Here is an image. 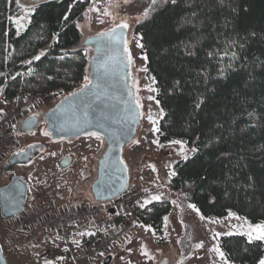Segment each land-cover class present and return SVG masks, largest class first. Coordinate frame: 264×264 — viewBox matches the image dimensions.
Here are the masks:
<instances>
[{
  "label": "trees",
  "instance_id": "16d2710c",
  "mask_svg": "<svg viewBox=\"0 0 264 264\" xmlns=\"http://www.w3.org/2000/svg\"><path fill=\"white\" fill-rule=\"evenodd\" d=\"M69 2L42 4L17 35L8 19L15 14V0H0L4 99L54 89L71 92L83 82L89 58L75 23L89 0L74 4L70 21L75 23L65 24L61 16ZM57 32L59 37L53 39ZM134 32L142 37L145 69L155 78V99L164 111L158 123L159 144L183 140L199 148L189 160L175 163L177 174L170 187L205 217L220 218L231 211L251 222L264 221V0H177L158 7L134 26ZM231 40L236 41L230 49L238 56L235 70L227 68V57L218 63L219 56L207 55L229 50ZM41 51L46 54L32 60ZM28 60L32 62L22 63ZM221 66L223 79L218 77ZM29 69L34 75H28ZM204 72L207 80L198 75ZM200 98L205 102L196 109ZM169 208L166 199L152 201L136 216L161 232ZM219 247L232 264H257L264 256V242L249 244L240 234L220 237Z\"/></svg>",
  "mask_w": 264,
  "mask_h": 264
},
{
  "label": "rangeland",
  "instance_id": "374dc122",
  "mask_svg": "<svg viewBox=\"0 0 264 264\" xmlns=\"http://www.w3.org/2000/svg\"><path fill=\"white\" fill-rule=\"evenodd\" d=\"M24 2L26 3L27 0ZM90 2L91 0H89ZM150 2L151 0H127V2L125 0H99L96 6L101 10V13L105 9L110 13L108 16L100 15L103 23L97 22V13L95 12L87 13V17L83 15L89 4L76 21L83 25L82 30L79 29L82 34L81 43L86 37L108 31L121 22H126L129 25L127 46L131 54L132 84L136 102H139L141 107L134 135L122 151L123 161L128 167L127 192L140 194L144 196V200L149 194L160 195L161 199L170 202V208L164 216L167 217V221L164 220L162 231L156 232L152 227L155 235L140 227V225H149L143 224L137 219L136 215L142 208L139 206V208L132 209L130 215L124 219L128 233L107 254L110 257L108 264H161L162 262L165 264H214V262L221 264L219 257L209 249L213 245L219 246V238L225 235L213 239L212 232L239 234L242 231L239 226L243 224V220L229 217L228 214L220 218L206 217L205 220H201L200 215L202 214L189 208L188 205L191 203L185 196L178 194L170 187L172 178L170 172L174 170L175 163L184 160L178 155L181 145H170L169 142L172 140L165 144H159V146L157 143H153L154 140H158V135L157 132H153V126L147 116L151 112L153 118L159 123L162 118L158 114L161 107L157 104L155 92L148 91V87H153L154 83L152 77L144 70L146 59L143 57L145 55L142 48L137 47L135 43L137 39H140V35L134 32L137 18L141 16ZM13 9L15 11L13 17L24 15L15 3ZM24 29H21L20 33ZM86 49L88 58H90L91 50L90 48ZM84 83L85 80L80 86ZM67 93L59 91L57 96L50 100L48 106L54 105L59 97H63ZM149 96H153L154 99L149 100ZM25 97L6 100L0 91V109L17 107L22 104ZM45 106L37 111L28 109L23 112V116L29 113L43 112L48 109ZM114 107L119 123L122 124L129 120V115L121 103H115ZM44 132L47 131L43 121L31 133H22L19 129L14 130L12 135L16 144L14 148H10L3 154L0 161V185L8 181V175L2 172L1 163L11 151L29 143L45 142L44 147L39 149L37 157L32 162L16 169L18 174L25 176L29 181L28 199H33L36 194L42 193L47 202L61 210L68 209L70 204L78 202L83 205L93 204L90 186L96 178L98 159L106 147L102 137L101 140H97L88 134L75 139L51 140L50 135L45 136ZM192 147L194 146L188 143L184 145L186 151ZM67 155L71 157L72 163L68 168L61 169L57 166V161ZM189 155L191 156L192 153L189 152ZM150 166H154L155 171ZM94 204H98L104 211L100 214L103 218L114 215L105 213L106 208L113 205V200L95 202ZM236 216L244 218L237 214ZM211 220L217 222L212 223ZM248 222L255 224L262 221ZM84 228V230L79 228L78 231H73V240L80 242L79 246L73 243V251L80 257L79 264H104L106 255L99 256L95 260L83 256L89 244L95 239V235L87 234L95 233L94 230L87 231V228ZM78 232L85 234L77 235ZM55 237L54 233L43 229L8 230L7 221L0 219V240L6 248L9 264H44L45 259H54L56 256L64 257L63 261H57L56 264H73L71 255L64 251L65 247L60 240H54ZM128 238H131V243L127 242ZM200 242L204 243V247L196 249L195 245ZM141 245L149 253L148 257L141 255ZM128 248L132 249L131 253L127 251Z\"/></svg>",
  "mask_w": 264,
  "mask_h": 264
},
{
  "label": "water",
  "instance_id": "95a60500",
  "mask_svg": "<svg viewBox=\"0 0 264 264\" xmlns=\"http://www.w3.org/2000/svg\"><path fill=\"white\" fill-rule=\"evenodd\" d=\"M123 32L124 40L127 37V29H118ZM83 48H90L91 57L88 59L87 76L92 81L83 92L74 91L75 96L66 95L62 97L56 105L48 111L45 117L46 131L51 140L74 139L87 133H97L106 144L101 158L97 165V178L91 185L93 197L98 202L113 200L128 190L129 178L128 168L122 160L124 146L132 139L135 128L138 124L139 109L136 105L134 89L130 86L126 77L129 74V65L124 52V42L119 46L115 43L109 45L106 37L97 35L86 37L82 43ZM110 66L116 71L117 76L113 85L99 84L104 74L106 66ZM129 77V76H128ZM81 89V88H80ZM73 93V92H72ZM114 93L115 97L110 99L109 94ZM67 97V99H65ZM121 103L129 115V120L119 123L115 113V103ZM69 104H74L69 108ZM111 106L115 113L114 122L95 123L100 120ZM73 112L80 115L90 126L77 127L69 117ZM36 126L35 117L27 118L24 122L23 130L31 131ZM45 143L31 145L23 150L13 153L2 166V172H7L9 167L15 165H27L37 154L38 149L44 147ZM71 157L66 156L58 161V167L64 169L69 166ZM30 190L28 179L18 173H12L8 181L0 185V219L10 220L24 210ZM110 257L104 259V264H108ZM0 264H9L2 242L0 240ZM161 264H165L162 262Z\"/></svg>",
  "mask_w": 264,
  "mask_h": 264
},
{
  "label": "built area",
  "instance_id": "2783aa9c",
  "mask_svg": "<svg viewBox=\"0 0 264 264\" xmlns=\"http://www.w3.org/2000/svg\"><path fill=\"white\" fill-rule=\"evenodd\" d=\"M59 90H46L43 92L27 95L22 104L17 107L3 109L0 113V161L3 154L14 148L15 141L13 132L16 124L22 118L23 112L28 109H37L48 105L50 100L55 98ZM144 202V196L126 192L113 199V205L106 208L105 213L114 214L103 218L104 212L98 204L82 205L61 210L47 202L42 193L28 199L27 204L18 216L7 220L8 230H38L43 229L54 233L59 237L73 264H79L80 257L73 251V231L79 228H87V231L94 230L95 239L89 244L84 257L95 260L99 256H105L121 242L122 237L128 233L125 226V218L130 215L131 210L139 208Z\"/></svg>",
  "mask_w": 264,
  "mask_h": 264
},
{
  "label": "snow or ice",
  "instance_id": "6c2138e0",
  "mask_svg": "<svg viewBox=\"0 0 264 264\" xmlns=\"http://www.w3.org/2000/svg\"><path fill=\"white\" fill-rule=\"evenodd\" d=\"M52 0H27V2L25 3L24 0H15V4L17 6L18 9H21L24 13V15L20 16H9L8 19L9 21H12L13 23H15L16 27H17V35L20 34V30L25 28L27 26V23H31L32 21V15H34L38 9L41 7L42 4L44 3H51ZM80 2V0H71V2H69L66 6V11H64L62 13L61 16V22L62 23H75L74 21H70V13L72 12L73 9V5ZM125 2H127V0H125ZM177 0H151L149 6L147 8L144 9V11L141 13V16L139 18H137V23H140L142 19H146L150 16V14L155 11L158 7H162L164 5H167L168 3L171 4H176ZM9 3H12V0H9ZM55 3L57 4H62L64 3V0H55ZM99 3V0H91V2L89 3V7L88 9H86L85 13L83 15H85L87 17V13H91V12H95L97 13V22L99 23H103L104 21L102 19H100V15L103 16H108L110 15L109 11L107 9H105L102 13L101 10L96 6ZM233 11H235V9H233ZM26 22V23H25ZM75 27L77 29H81L83 28V25L79 24V23H75ZM129 27V25L126 22H121L117 25H115V27L109 29L108 31L105 32H100L97 33V36L100 37H106L108 39V43L109 45H112L113 43H115L117 46H119L120 42L123 41L124 42V51L125 53L128 52V48H127V41L124 40V34L121 31H118V29L122 30V29H127ZM251 35H255V33H252ZM59 37V33H54L53 35V39H57ZM142 39V37L140 39H137L135 41L136 46L139 48H143L144 45L140 42V40ZM236 44L235 40H231L228 42V44L226 45V48L229 50H224L221 49L218 53L217 52H212L209 51L207 53L208 57L210 58H215L217 56H219V61L218 63L224 61V58L227 57V68L228 69H232L235 70L233 68V62L236 61L238 59L237 53L235 51H231L230 49L232 48L233 45ZM240 48L243 49L244 48V44L241 43ZM85 51V55L87 54V49H84ZM46 53L44 51H41L38 55H35L32 57V60H40V58L42 56H44ZM194 53H189V55H193ZM66 55V54H65ZM65 55H62L59 57V59L63 60L65 59ZM144 59H147V56L143 57ZM7 60V57L5 58ZM32 60H28V61H22V63H27L30 64L32 62ZM145 71H147V69H144ZM6 74L4 72H0V77H4ZM20 73H17L16 76H19ZM28 75H34V73L32 72L31 69L28 70ZM198 75H203L204 79L207 80L209 77L207 76L206 72L204 73H198ZM16 76H10L9 78L12 80L16 79ZM218 77L220 79L225 78V68L223 66H221L220 68H218ZM48 79H52V77H48ZM152 82L155 83V78L152 77ZM85 83L84 85H82L81 89H79V92H83V90L85 88L88 87L89 84L92 83V81L89 79V77L87 75H85L84 77ZM0 91H2V89H0ZM148 91L149 92H156L158 91L157 89L153 88V87H148ZM77 93L73 92L70 93L69 95L71 96H75ZM17 99H19V97H17ZM25 99H27V97H25ZM65 99H67V97H65ZM149 100H153L154 97L153 96H149L148 97ZM204 98H200L196 103H195V108L196 109H200L201 105L204 103ZM4 103H7V101H4ZM157 104H159V101H157ZM137 109H139L141 107V105L139 104V102H137L136 105ZM3 110L0 109V113H2ZM159 116L163 117L164 116V111L161 108L159 110ZM147 119L149 120V122L151 123V125L153 126L152 130L153 132H159L160 129L156 126L158 121L156 119L153 118V115L151 114V112H149ZM13 127H15L13 125ZM45 136L48 135V132H44L43 133ZM90 135L94 136L97 140H101L100 135H98L97 133L93 132ZM136 143H138V141H136ZM153 143H157L159 146V141L158 140H154ZM170 145H181V148L178 152V155H180L182 157V159H184L185 161L190 159V155L189 152L192 154H195L199 151L198 147H192L190 150L186 151L184 148V145L187 143V141H183V140H172L169 142ZM120 163H123V161H120ZM152 167V170L155 171V167L154 166H150ZM177 173L172 170L170 172V176H175ZM249 180H251V177H249ZM147 191V190H145ZM161 199L160 195H153V194H149L146 199L144 200L143 203H140L139 206L141 208H144L145 205L151 203L152 201H158ZM189 208L193 209L194 211H196L199 214V209L196 208V206L194 204H189L188 205ZM229 217H235L238 220H243V224L240 225L239 227L242 229V231L239 233L240 235L246 236L247 237V242L249 244L255 242V241H260V242H264V221L259 222V223H249L248 220L246 218H242V217H238L236 216L235 213L229 211L228 213ZM200 219L201 220H205L206 217H204L203 215H200ZM164 220L167 221V217H164ZM212 223H216L217 221L215 220H211ZM140 227H142L145 231L147 232H153L152 230V226L150 225H140ZM85 233L83 232H78L77 235H84ZM89 235H95V233H87ZM232 232H227V233H217V232H212V238L213 239H218L220 235H232ZM153 235H155V233L153 232ZM63 239V237H55L54 240H60ZM128 243H131V238L127 239ZM72 243L76 244L77 246H79V241L78 240H73ZM34 247H36L34 245ZM204 247V243L200 242L197 243L195 245L196 249H201ZM64 251H68L67 248L64 249ZM127 251L129 253L132 252L131 248H128ZM210 252H213L216 254V256L219 257V260L221 262V264H229V260L227 259L225 253L221 250V248L218 245H213L212 248L209 249ZM140 252L141 255L148 257L149 253L145 250L144 246L141 245L140 247ZM37 256H39V253H37ZM151 258V257H149ZM64 257L63 256H56L54 259H45L44 260V264H56L57 261H63ZM215 264V262H214ZM258 264H264V257H261L258 261Z\"/></svg>",
  "mask_w": 264,
  "mask_h": 264
},
{
  "label": "flooded vegetation",
  "instance_id": "af4514ba",
  "mask_svg": "<svg viewBox=\"0 0 264 264\" xmlns=\"http://www.w3.org/2000/svg\"><path fill=\"white\" fill-rule=\"evenodd\" d=\"M126 41H127V37H126ZM127 48H128V46H127ZM124 50V49H123ZM125 52V51H124ZM126 58H127V61H128V65H129V74H127L126 75V77L128 78V80H129V84H130V86L133 88V74H132V69H131V54H130V51H129V49H128V52L126 53ZM117 76V73H116V71L115 70H113L109 65L108 66H106V68H105V70H104V74H103V76L101 77V81H99V83H98V85L99 84H105V85H108V86H111V85H113L112 83H113V81L115 80V77ZM129 76V77H128ZM82 85H84V84H82ZM82 85L78 88V89H80L81 87H82ZM78 89H75V90H73V91H71V92H68L66 95H68L69 93H72V92H74V91H76V90H78ZM65 95V96H66ZM64 97V96H63ZM109 97H110V99H112V97H115L114 96V93H112L111 95L109 94ZM62 97H59V99L57 100V102L61 99ZM57 102H55V104L54 105H51V106H45V107H47L48 109L47 110H45V111H43V112H36V113H29V114H26V115H24V116H22V118L18 121V123L16 124V126H15V130L16 129H19V131H21L22 133H31L42 121L44 122V124H45V117H46V115H47V113H48V111L49 110H51L55 105H56V103ZM73 106H74V104H69V108H73ZM42 107H44V106H42ZM39 108H41V107H39ZM39 108H37L35 111H37ZM30 117H35V119H36V126L31 130V131H26V130H23V126H24V122H25V120L27 119V118H30ZM114 118H115V113H114V111L112 110V108H111V106H109V108H108V110L105 112V114H103L102 116H101V118H100V120H98L96 123H95V125L96 124H98V123H111V122H114L115 120H114ZM69 120L74 124V125H76L77 127H88V126H90L85 120L83 121L81 118H80V115L78 114V113H76V112H73L72 114H71V116L69 117ZM45 127H46V124H45ZM46 129V128H45ZM88 134H91V133H87V134H84V135H88ZM84 135H82V136H84ZM50 137V136H49ZM79 137H81V136H79ZM101 137V136H100ZM78 138V137H77ZM75 139V138H74ZM43 143H45V142H39V143H29L28 145H26V146H24V147H22V148H17L16 150H13V152L11 151L9 154H8V156L7 157H5L4 159H3V161H2V163H1V168H2V166L6 163V161L8 160V158L13 154V153H16V152H18V151H20V150H23L24 148H26V147H28V146H31V145H38V144H43ZM41 149V148H40ZM105 149H106V147H105ZM104 149V150H105ZM38 151H39V149H38ZM104 152V151H103ZM103 152H102V154H103ZM38 153V152H37ZM102 154H101V156H102ZM68 156V155H67ZM101 156H100V158H101ZM37 157V154L34 156V158H33V160L35 159ZM64 157H66V156H64ZM63 158V157H62ZM99 158V159H100ZM61 159V158H60ZM99 159H98V161H99ZM32 160V161H33ZM122 160H123V158H122ZM31 161V162H32ZM59 161V160H58ZM58 161H57V166H58ZM124 162V161H123ZM71 163H72V160H71V162H70V164H69V166L71 165ZM97 165H98V163H97ZM126 165V164H125ZM23 166H26V165H15V166H12V167H9V164L7 165V169H10L9 171H7V172H4V174H7L8 175V179H9V177L11 176V174L12 173H18V172H16V169L17 168H19V167H23ZM68 166V167H69ZM68 167H66V168H68ZM66 168H64V169H66ZM128 168V167H127ZM96 178H97V168H96ZM96 178L94 179V181L96 180ZM129 178V177H128ZM93 181V182H94ZM93 182H92V184H93ZM91 184V185H92ZM90 189H91V186H90ZM91 193H92V190H91ZM92 197H93V194H92ZM93 201H94V203L95 202H98V201H96L95 199H94V197H93ZM69 205V204H68ZM83 205V203H80V202H78L77 204L75 203V204H70V207H77V206H82Z\"/></svg>",
  "mask_w": 264,
  "mask_h": 264
},
{
  "label": "crops",
  "instance_id": "0c3cea01",
  "mask_svg": "<svg viewBox=\"0 0 264 264\" xmlns=\"http://www.w3.org/2000/svg\"><path fill=\"white\" fill-rule=\"evenodd\" d=\"M16 99V98H15Z\"/></svg>",
  "mask_w": 264,
  "mask_h": 264
}]
</instances>
